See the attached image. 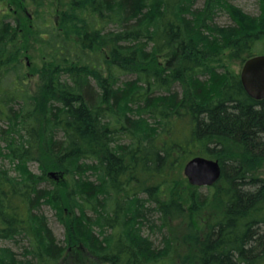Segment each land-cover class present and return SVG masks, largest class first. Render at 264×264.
I'll list each match as a JSON object with an SVG mask.
<instances>
[{
	"label": "trees",
	"instance_id": "1",
	"mask_svg": "<svg viewBox=\"0 0 264 264\" xmlns=\"http://www.w3.org/2000/svg\"><path fill=\"white\" fill-rule=\"evenodd\" d=\"M233 1L70 0L46 26L37 17L39 94L28 35L0 19V264H61L73 248L96 264H264V100L208 64L264 55V0L256 17ZM199 156L222 168L206 195L183 175ZM212 210L201 229L194 211Z\"/></svg>",
	"mask_w": 264,
	"mask_h": 264
},
{
	"label": "rangeland",
	"instance_id": "2",
	"mask_svg": "<svg viewBox=\"0 0 264 264\" xmlns=\"http://www.w3.org/2000/svg\"><path fill=\"white\" fill-rule=\"evenodd\" d=\"M69 2L70 0H0V14L11 15L9 16L11 26L13 28L17 27L21 35H28L27 37L29 39L26 41V45L29 47V49L24 52L22 60L24 63H26L29 70V81L31 89L35 94H39V77L37 72L42 66H44L45 61H48L43 54L42 48H40L38 44H35L31 37L36 30V22L40 23V20H37V17L42 16L47 18V23L43 22L42 24L43 26H46L49 23V20L56 19L57 13L62 12L68 8ZM233 4L236 8H238L239 11L244 12L248 15L256 17L260 13L258 0H235L233 1ZM217 22L221 26H227L232 23L231 19L226 14L221 15ZM257 54H262L261 50H258L256 52V55ZM246 61V57L244 58V56L236 58L235 56L231 57L229 54L221 53L218 57H215L211 61H208V64H212L211 67L218 69L221 74H224L226 72L230 74L232 73V75H240ZM172 64H174V62L165 56L160 61V65L162 67L167 68ZM133 78L134 77L129 75L122 77V79L124 80H131ZM32 170L36 173H40L38 164H34L32 166ZM261 173L264 174V168L261 170ZM48 177H50V179L52 178L51 181H53V183L56 186H59L61 189H63V187H66L69 183V176L58 171L49 172ZM184 177L187 180L188 185H191L188 181V178L185 175ZM158 183L159 181L155 182V184ZM187 190L188 187L185 183H183L182 186L180 185V196L182 197L183 194L187 192ZM166 191V189H163V192L162 190L161 192L158 190L156 196L159 197L162 201H169L171 199V194L169 192L165 193ZM199 192L203 195H206L209 192V187H202L200 188ZM214 210L210 211L209 214H202V212L197 213L194 211L195 223L201 229L205 225H208L210 221L213 220L215 213ZM45 211L50 218V224L55 235L59 240H64L65 233L67 232L66 228L63 227L61 223H59L58 219L55 217L54 212H52L48 208L45 209ZM217 211L218 210H216V212ZM174 224L177 225V233L179 236L178 240L181 244L178 252L182 257H185L189 252L188 250L191 251V248H189V243H184V240L186 238L185 225H187V222L185 219H179L175 221ZM190 231L191 230H188L187 235L190 233ZM182 243H184L183 246ZM69 250L70 251L67 252L66 256L61 261V264H96L95 260L83 249L80 250L78 248H73L72 250Z\"/></svg>",
	"mask_w": 264,
	"mask_h": 264
},
{
	"label": "water",
	"instance_id": "3",
	"mask_svg": "<svg viewBox=\"0 0 264 264\" xmlns=\"http://www.w3.org/2000/svg\"><path fill=\"white\" fill-rule=\"evenodd\" d=\"M240 78L245 91L251 98L264 100V55L248 59ZM184 175L192 186L212 187L220 180L222 168L219 161L199 156L186 164Z\"/></svg>",
	"mask_w": 264,
	"mask_h": 264
},
{
	"label": "flooded vegetation",
	"instance_id": "4",
	"mask_svg": "<svg viewBox=\"0 0 264 264\" xmlns=\"http://www.w3.org/2000/svg\"><path fill=\"white\" fill-rule=\"evenodd\" d=\"M9 16V14H0V19L3 20V22L5 23V17ZM5 26V24H4Z\"/></svg>",
	"mask_w": 264,
	"mask_h": 264
},
{
	"label": "bare ground",
	"instance_id": "5",
	"mask_svg": "<svg viewBox=\"0 0 264 264\" xmlns=\"http://www.w3.org/2000/svg\"><path fill=\"white\" fill-rule=\"evenodd\" d=\"M90 26H92V25H90ZM103 35V34H102ZM133 76V75H132ZM134 77V76H133ZM145 81V80H144ZM125 143V142H124ZM149 153H151V152H149ZM160 175V174H159ZM162 175V174H161ZM157 178V177H156ZM159 178V177H158ZM52 179V178H51ZM124 179V178H123ZM161 180V179H160ZM152 188V187H151ZM207 188V187H206ZM115 216V215H114ZM119 217V216H118Z\"/></svg>",
	"mask_w": 264,
	"mask_h": 264
}]
</instances>
